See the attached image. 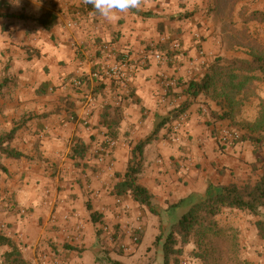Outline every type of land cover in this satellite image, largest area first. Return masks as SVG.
<instances>
[{
    "label": "crops",
    "instance_id": "crops-1",
    "mask_svg": "<svg viewBox=\"0 0 264 264\" xmlns=\"http://www.w3.org/2000/svg\"><path fill=\"white\" fill-rule=\"evenodd\" d=\"M5 1V9L9 6L10 11L4 9L6 13L0 17V135L19 127L11 146L25 156L0 155V164L9 173L8 177L0 171V186L6 190L0 195V223L16 242L27 241L35 248L41 234L50 232L39 226L37 216L49 220L55 205L58 212L52 223L60 227L61 235L85 243L88 249L96 243L103 223L94 222L91 213L108 209L111 170L124 173L130 155L124 141H117L114 167L110 168L101 163L105 157L95 160L94 150H90L86 156L90 167L102 164L96 171L76 166L71 148L79 139L94 144L107 137L106 130L99 127L106 105L123 106L122 132H130L136 144L150 133L149 127H156L190 98L185 83L201 79L206 63L219 57L248 58L251 48H264V24L237 19L240 6L236 0L229 2L230 13L236 15L233 24L207 15L211 6L215 14L222 13L224 0H146L143 10H130L114 21L89 7L80 15L75 10L85 5L83 0ZM263 7L260 3L252 11H263ZM47 12L57 16L50 30L36 20L9 16L22 13L38 18ZM184 13L190 14L188 20L169 21L172 15ZM169 33L174 38L172 47H181L183 53L161 63L149 55L146 67L135 73L124 69L116 77L121 87L106 79L102 90L94 89L99 85L93 81L98 77L95 71L103 62L101 45L109 44L115 50V55L105 57L111 65L103 66L110 69L129 58L139 61L149 45L164 41ZM84 76L91 80L89 86L73 83ZM260 97L264 99L263 94ZM190 101L177 133L164 129L141 155L139 181L163 208L192 193L203 195L211 185L249 180L255 173V148L250 142L244 140L230 150L221 145L222 131L233 128L230 123L236 120L221 118L218 100L199 95ZM256 107L251 112L253 119ZM32 206L36 214L29 217L25 211ZM257 220L230 209L219 217L221 226L239 232L241 246L248 247V261L264 264V238L258 235ZM31 228L39 233L34 235Z\"/></svg>",
    "mask_w": 264,
    "mask_h": 264
},
{
    "label": "trees",
    "instance_id": "trees-1",
    "mask_svg": "<svg viewBox=\"0 0 264 264\" xmlns=\"http://www.w3.org/2000/svg\"><path fill=\"white\" fill-rule=\"evenodd\" d=\"M6 4L5 0L0 1V11L6 8ZM87 7L93 9L91 5L85 4L75 11L82 15ZM5 10H7L6 12L10 11V7L8 6ZM187 14L173 15L171 18L176 19ZM0 16H2L1 13ZM9 16L14 19L30 18L36 20L46 30L53 28L57 22V16L53 15L52 12H47L38 18L22 13L9 14ZM187 16H190V14ZM243 22L264 24V14L259 10L252 11L243 19ZM165 49H167V46L162 47L160 45L157 51L166 55ZM167 52L170 59L177 54L176 52L170 53L168 49ZM248 54L251 57L246 59L233 58L227 60L220 57L216 58L204 65L201 79L192 78L185 83L187 85L186 94L190 98L162 119L149 137L134 145L133 158L130 159L125 172L118 175L121 181L115 187L117 196L127 195L138 205L147 208L157 216H162L155 204L154 194L139 181V177L143 172L141 155L144 149L155 140L161 128L172 123L174 119L179 118L187 111L191 103L190 99H194L199 95H210L218 100L223 110L221 118L235 120L242 104H244V94L255 83L264 82V48L261 46L253 47ZM93 73L95 72L93 71ZM81 80V83L87 86L91 83L87 76L81 77ZM93 81L99 83L94 88L95 90H102L105 87L102 85L103 79L94 77ZM124 111L122 105L108 104L103 108L100 115L99 127L104 128L106 136L115 141L121 140L124 136H130V132H125V134L122 132ZM23 120L20 121V124L24 123ZM18 128L15 126L9 132L0 135V155L13 159L25 156L11 146ZM248 129L252 133L242 135L241 142L249 140L256 147L254 150L256 162L253 165V171L255 172L258 165H260L259 170H261V173L258 180L255 182L237 180L227 185H211L205 194L192 193L178 202L169 204L166 209L162 210L168 222L164 227L162 221V231L155 240V246L162 248L164 264L177 263L178 258L184 254L186 247L192 241L196 242V249L194 250L195 256L198 257L203 256L206 258L208 255L209 251L200 253L204 241L222 238H227L232 244V251L239 253L241 250L239 232L233 227L223 228L219 223V217L226 209L238 210L258 217L259 220L256 221L258 235L264 238V150L262 149L264 147V100L260 104L259 116L252 123L251 128ZM122 135L124 136L122 137ZM88 150L87 143L79 139L72 145V157L83 160L86 158ZM0 171L7 173V169L2 164H0ZM97 216L96 212L91 213L92 220L101 223L102 221ZM161 219L163 218L161 217ZM3 248L8 249L2 255L1 264H29L20 246L13 238L0 230V250ZM98 261L101 264H125L122 261L112 259L108 253Z\"/></svg>",
    "mask_w": 264,
    "mask_h": 264
},
{
    "label": "rangeland",
    "instance_id": "rangeland-1",
    "mask_svg": "<svg viewBox=\"0 0 264 264\" xmlns=\"http://www.w3.org/2000/svg\"><path fill=\"white\" fill-rule=\"evenodd\" d=\"M258 1L259 0H236L237 4H239L240 6L239 17L237 19H241V20L245 19L247 15H249L252 12L254 6L260 5V3L264 4V0H262L261 2ZM229 2L230 1H226L225 10L222 13H218V14H215V9L211 6L210 10L207 13L208 17L212 18V20L214 19V21L217 19H221V20L227 19L229 21H233L232 22L233 24L236 15L230 13L231 8ZM259 12L264 14V7H263V11H259ZM0 13L3 15L6 12L5 10H2L0 11ZM176 15L178 16L180 14H176ZM187 15H184L183 17H177L176 19L170 18L169 21L176 23H178V21L184 22L189 18V16ZM167 25L169 28L171 27L170 23H168ZM2 29L4 31L7 30V25L4 24ZM202 38L203 37L199 39ZM173 39L174 38L169 33L167 36H165L164 41L160 40L159 42H154V45L152 44L149 45V47H147V49L145 50L143 57L139 58V61L134 60L132 58L130 59L128 57L130 60L129 62H127L128 68L126 72L135 73L137 71L136 70L137 68L146 67L149 63V59H148L149 55H151L154 59H156L154 57L155 54L160 53L157 51L160 45H162V47L167 46V49L169 50L170 53L172 52L173 53L176 52L177 54L183 53L181 47L178 49L172 47L171 41H173ZM167 49L164 50V52L166 53L165 60L158 61L159 63L170 60L169 58L170 56L168 55ZM99 56H100L99 58L103 57L102 58L103 62L100 64V68L95 71L96 74H98V77L96 78L103 79L102 82L103 86L105 85L104 81L108 79L111 82L114 81L113 85L114 86L116 85L115 86L116 88L121 87L120 83H118L117 85V82H121L118 81V78H116L118 77V75L113 76L110 73H107V71L103 66V65H111L110 58H105L107 56L102 51H99ZM220 58L230 60V58L227 57H220ZM263 83L262 82L255 83L248 89V91L244 94V98H245V100H243L244 104H242V108H240L241 110H239L235 118L236 122L230 123L234 129L238 130L241 136L244 134L252 133V131H250L248 128L249 127L251 128L252 123L255 122V120L259 116L260 104L261 101L264 100L261 99L260 97V94L264 95V88L262 87ZM255 104L257 106L255 110L257 116L255 119H253L251 116V112ZM144 112L145 111H143V117L145 118L147 114H145ZM182 116H180L177 119H174L172 123L166 124L163 128H161L158 134L160 135L164 129H166L169 134H172L171 132L173 131L174 133H177L176 130L179 129L180 126L183 124ZM155 128L156 127L153 128L149 127L150 133L146 134L142 140H145L147 137H149V135L152 134ZM102 139L103 140L101 141H96L94 144L93 143L87 144L89 147L88 152H90V150L91 151L94 150V152H92L91 154L95 158V160L100 161L102 157H105V160L101 161V163L106 165L107 167L113 168L114 167L113 160H115V158L113 157V151L117 146L116 144L117 141L110 139L109 137ZM121 140H123L124 143L127 145L128 148L127 153L130 155L128 161H130V159L133 158L132 152L134 145H136L135 144L136 141L135 139H132L127 136H124ZM247 141L250 142L254 146V148H256L251 141L249 140ZM95 146L97 147L95 148ZM234 147L227 149L228 150L234 149ZM262 149L264 150V147ZM74 163L76 166L79 165L80 167L95 169L96 171L100 170V165H102L100 163L99 164L94 163L95 167H90L91 164L88 161L87 157L83 160L76 159ZM259 167L260 165H258L255 173L252 174L253 176L248 181L255 182L256 180H258V177L260 176L261 173ZM121 174H123V172H115L111 170L110 173L111 188L107 192L108 193L107 199L110 201L107 207L108 211L107 210L103 212L96 211L98 215L97 217H99V219L102 221L101 224L102 223L103 224L96 233L97 240L91 249H88L85 243L75 242L74 240L71 239L72 238L71 236L67 238L64 237V235L60 234L61 232L60 227L52 223L53 218L58 212L57 205H55V207H53V209L51 210L52 213H50L51 216L49 220L48 218L45 219L42 215L37 216L38 218L35 216L38 219L39 226L46 228L47 232L48 230L50 231L49 233L41 234L40 241L36 245V248L34 246H31L30 244H27L28 243L27 241L25 242L26 243L25 244L24 242H16L14 240L22 249L23 255L25 259L29 262V264H101L98 261V259L106 256L107 253L112 259L117 261H122L125 264H164L163 250L161 247L157 248L155 246V240L162 231L161 229L162 221L164 227L168 222L167 217L164 215L162 211L166 208H163L160 205H156L160 215H162L161 217L163 219H161L160 216L153 214L147 208L142 207L137 203H135L131 199V197L127 195L117 196L115 194L116 191L115 187L117 183L121 181L120 176H118ZM6 175L9 177V173H6ZM0 184H1V177H0ZM5 193L6 190H4L0 186V195ZM10 206L14 207L15 203L11 202ZM25 212L28 214L29 217H33L36 214V209L33 206L28 207ZM146 224H147V231H145ZM222 227L227 228L230 226H222ZM31 229H32L31 232H34V235H37V233H39L37 230L35 231L34 228ZM0 230L6 235H8L7 233L8 230H6L1 223H0ZM202 245L203 247L201 248L202 250H200L201 251L200 253L209 251L206 258L200 255H199L200 257L195 256L194 249H196V242L192 241V243L186 247L184 254L178 258V262L172 264H252V262L248 261V258H246L248 254V247L241 246V250L239 253L233 252L231 249L232 244L230 243V241H228L227 238L204 241ZM7 249L8 248H3L2 250H0V264L2 261V255Z\"/></svg>",
    "mask_w": 264,
    "mask_h": 264
},
{
    "label": "built area",
    "instance_id": "built-area-1",
    "mask_svg": "<svg viewBox=\"0 0 264 264\" xmlns=\"http://www.w3.org/2000/svg\"><path fill=\"white\" fill-rule=\"evenodd\" d=\"M100 49L106 56H113L115 53V50L109 44L101 45ZM154 57L157 61H163L165 60L166 55L162 53H157ZM129 60H123L115 64L114 66L109 67L110 69L105 67V70L111 75L121 76L124 73L123 70L128 68L127 62H129ZM95 76H98V74H96ZM73 83L77 86H80L82 84L79 78L74 79ZM240 142L241 134L236 129L232 128L231 126H228L222 131V134L220 136V143L224 146L225 149L237 146Z\"/></svg>",
    "mask_w": 264,
    "mask_h": 264
},
{
    "label": "clouds",
    "instance_id": "clouds-1",
    "mask_svg": "<svg viewBox=\"0 0 264 264\" xmlns=\"http://www.w3.org/2000/svg\"><path fill=\"white\" fill-rule=\"evenodd\" d=\"M83 3L91 5L105 20L114 21L130 10H143L146 0H83Z\"/></svg>",
    "mask_w": 264,
    "mask_h": 264
}]
</instances>
